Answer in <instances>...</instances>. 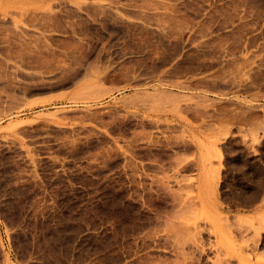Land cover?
I'll use <instances>...</instances> for the list:
<instances>
[{"label": "rangeland", "instance_id": "1", "mask_svg": "<svg viewBox=\"0 0 264 264\" xmlns=\"http://www.w3.org/2000/svg\"><path fill=\"white\" fill-rule=\"evenodd\" d=\"M0 264H264V0H0Z\"/></svg>", "mask_w": 264, "mask_h": 264}]
</instances>
